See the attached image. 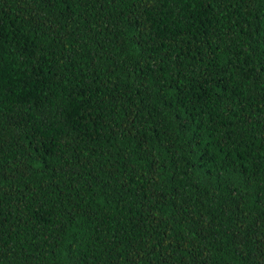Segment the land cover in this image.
<instances>
[{
  "label": "trees",
  "instance_id": "trees-1",
  "mask_svg": "<svg viewBox=\"0 0 264 264\" xmlns=\"http://www.w3.org/2000/svg\"><path fill=\"white\" fill-rule=\"evenodd\" d=\"M0 264H264V0H0Z\"/></svg>",
  "mask_w": 264,
  "mask_h": 264
}]
</instances>
